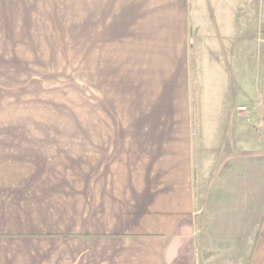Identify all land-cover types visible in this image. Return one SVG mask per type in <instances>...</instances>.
<instances>
[{"label":"crops","instance_id":"obj_1","mask_svg":"<svg viewBox=\"0 0 264 264\" xmlns=\"http://www.w3.org/2000/svg\"><path fill=\"white\" fill-rule=\"evenodd\" d=\"M258 1L0 0V264H264ZM73 54L175 126L57 125Z\"/></svg>","mask_w":264,"mask_h":264},{"label":"rangeland","instance_id":"obj_2","mask_svg":"<svg viewBox=\"0 0 264 264\" xmlns=\"http://www.w3.org/2000/svg\"><path fill=\"white\" fill-rule=\"evenodd\" d=\"M263 7L264 0H259L252 13L259 26ZM138 57L136 58L138 59ZM114 58L115 62L112 61ZM148 58L149 68H160L161 65H164L158 58L157 61L153 60L151 56H148ZM112 65H115L116 69L114 72L117 78H119V74L127 77L128 56H81L78 54L68 56L65 82L68 83L70 81V87L66 84L68 93L65 94V110L57 109V125H70L71 127L147 125L145 122H149V124L152 122V125H159L161 121L162 125H164L165 121H167L168 126H175L177 109L174 100H169L168 102V118L154 119L153 116L159 114V111L153 107V111L151 109L153 119H146L144 122V120H140L138 117L135 118L140 112L137 110L134 102H130L128 98L127 89L129 88L127 87L126 79L124 86H120L119 84L112 85L116 80L112 82L113 77L111 76L109 79H102V84L97 86L96 68L112 67ZM69 75L70 77H68ZM97 87L99 89L98 92H101L99 95L101 100L100 104L97 103ZM69 88L71 89L70 92ZM193 89L196 88L193 87ZM58 96L60 94L57 92ZM161 110L164 112L163 107ZM262 110L263 106H260L259 111ZM141 113L143 114V111ZM247 121L251 125L256 124V120L254 119H248Z\"/></svg>","mask_w":264,"mask_h":264},{"label":"built area","instance_id":"obj_3","mask_svg":"<svg viewBox=\"0 0 264 264\" xmlns=\"http://www.w3.org/2000/svg\"><path fill=\"white\" fill-rule=\"evenodd\" d=\"M260 28H261V39L264 41V7L261 11L260 16ZM240 113L245 114L247 116V120L249 119L250 112L246 106H240L237 109ZM262 133H264V124L260 125Z\"/></svg>","mask_w":264,"mask_h":264}]
</instances>
